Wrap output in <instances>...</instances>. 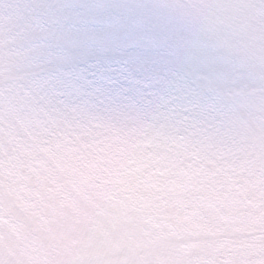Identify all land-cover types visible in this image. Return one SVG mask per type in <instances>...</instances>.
Returning <instances> with one entry per match:
<instances>
[{
	"label": "snow or ice",
	"instance_id": "snow-or-ice-1",
	"mask_svg": "<svg viewBox=\"0 0 264 264\" xmlns=\"http://www.w3.org/2000/svg\"><path fill=\"white\" fill-rule=\"evenodd\" d=\"M88 20L165 95L50 73ZM0 264H264V0L6 5Z\"/></svg>",
	"mask_w": 264,
	"mask_h": 264
},
{
	"label": "rangeland",
	"instance_id": "rangeland-1",
	"mask_svg": "<svg viewBox=\"0 0 264 264\" xmlns=\"http://www.w3.org/2000/svg\"><path fill=\"white\" fill-rule=\"evenodd\" d=\"M116 2H121V0H25L23 4H108ZM4 5L5 1L0 0V6ZM0 10V13L4 11ZM106 30L107 26L102 21L88 20L75 25L71 42L45 41L43 51L56 57L48 67L55 66L53 68L55 70L60 67L65 68L69 64L67 61L63 62L65 57L72 58L70 65L80 61L82 65H79V69L66 73L75 88L84 91L100 90L107 96L125 102L140 103L150 91L155 92L157 97L165 95L164 89L158 84L151 89L144 88V84L155 76L158 69L145 62L144 54L135 52L132 58L131 53L125 52L127 47H122L121 52H116L120 49L111 47L101 39ZM38 43H40L39 40L22 41L21 46ZM84 49L90 50L92 55L80 53ZM123 53L129 58L126 61H116V54ZM136 58L141 59L142 62ZM59 62H61L60 65Z\"/></svg>",
	"mask_w": 264,
	"mask_h": 264
},
{
	"label": "trees",
	"instance_id": "trees-1",
	"mask_svg": "<svg viewBox=\"0 0 264 264\" xmlns=\"http://www.w3.org/2000/svg\"><path fill=\"white\" fill-rule=\"evenodd\" d=\"M5 1V5L4 6H0V9H3L4 10V8H5V6L6 5H18V4H23V2L25 1V0H4ZM1 11V10H0ZM83 52H80V53H82V54H88V55H92V53H91V51L90 50H86V49H84V50H82ZM65 52V51H64ZM116 52H121V50L120 51H118V50H116ZM127 54H129L130 53V51H125ZM107 54V53H106ZM134 54H132L131 55V57L133 56ZM68 62L69 64L67 65V66H65V69H64V67H60V69H64L63 71H65V70H69V71H74V70H77V69H79L80 67H79V65H82V62H77V63H75V64H73V65H70L71 64V62H72V58H64V61L63 62ZM61 64V62H59V65ZM53 68H55V66H53V67H48V71L50 72V73H53V74H57V73H60V75H63L62 74V71L61 70H55V69H53Z\"/></svg>",
	"mask_w": 264,
	"mask_h": 264
}]
</instances>
